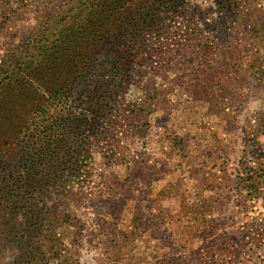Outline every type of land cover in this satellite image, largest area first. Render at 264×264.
Segmentation results:
<instances>
[{
    "label": "rangeland",
    "instance_id": "rangeland-1",
    "mask_svg": "<svg viewBox=\"0 0 264 264\" xmlns=\"http://www.w3.org/2000/svg\"><path fill=\"white\" fill-rule=\"evenodd\" d=\"M68 1L0 0V63ZM181 1L116 61L99 48L57 106L55 61L0 93L9 160L53 116L82 122L45 142L0 264H264V0ZM33 212L40 234L20 230Z\"/></svg>",
    "mask_w": 264,
    "mask_h": 264
},
{
    "label": "trees",
    "instance_id": "trees-1",
    "mask_svg": "<svg viewBox=\"0 0 264 264\" xmlns=\"http://www.w3.org/2000/svg\"><path fill=\"white\" fill-rule=\"evenodd\" d=\"M181 3V0H69L59 7L55 17L46 24L47 27H38L31 32L22 48L12 54L13 57L10 55L0 63V93L19 84V76L45 71L44 68L55 61L59 66L53 65L52 74L57 68L61 77L65 78L64 83L57 86L59 88H52L48 92L52 105L57 106L61 102L59 99L68 96L67 91L70 90L68 88L63 91L60 88L85 79L90 72V66L95 65L94 57L100 49H105L106 58L116 61L119 52L128 54L134 48L131 45L138 43L137 39L140 42L139 36L142 32H157L170 24L165 23L164 14H182L184 11H179ZM80 42L84 43L83 47L78 46ZM61 47L67 49L68 54L59 63L63 58L59 53ZM82 48L86 50V54L81 51ZM99 67L106 66L99 64ZM43 111L45 110L42 109L41 112ZM97 112L98 110L88 112L91 118L88 122L93 124L96 121ZM79 114L81 115L78 113L72 119L61 115L53 116L52 119L58 122L55 127L47 125L48 133L34 134L33 142H40L41 145L35 149L33 155L26 156L23 150H19L9 160L5 154H0V237L11 234L13 215L20 219L26 216V213L23 215L21 212L24 208L22 201L35 190L40 181L44 182L40 168L45 164V151L51 152L44 146L45 142L50 139L57 140L56 134L66 126V122L70 121L79 128L82 124ZM85 117L86 115L82 121L86 120ZM34 214L35 212L28 219L20 220L21 231L41 233L35 225L39 215ZM27 223L31 225L27 226Z\"/></svg>",
    "mask_w": 264,
    "mask_h": 264
}]
</instances>
